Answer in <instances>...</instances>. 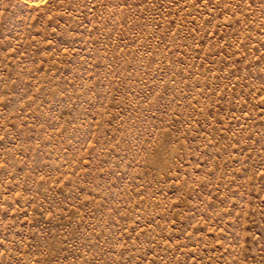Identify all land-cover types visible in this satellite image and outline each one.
<instances>
[{"label": "rangeland", "instance_id": "obj_1", "mask_svg": "<svg viewBox=\"0 0 264 264\" xmlns=\"http://www.w3.org/2000/svg\"><path fill=\"white\" fill-rule=\"evenodd\" d=\"M0 264H264V0H0Z\"/></svg>", "mask_w": 264, "mask_h": 264}]
</instances>
